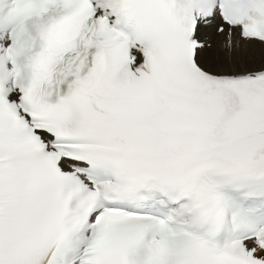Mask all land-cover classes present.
Masks as SVG:
<instances>
[{
    "label": "snow or ice",
    "instance_id": "1",
    "mask_svg": "<svg viewBox=\"0 0 264 264\" xmlns=\"http://www.w3.org/2000/svg\"><path fill=\"white\" fill-rule=\"evenodd\" d=\"M0 264H264V0H0Z\"/></svg>",
    "mask_w": 264,
    "mask_h": 264
}]
</instances>
